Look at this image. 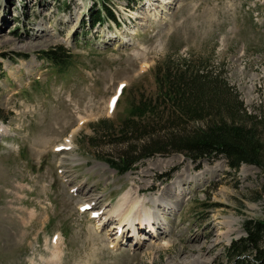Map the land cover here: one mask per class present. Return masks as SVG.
<instances>
[{
    "label": "rangeland",
    "instance_id": "obj_1",
    "mask_svg": "<svg viewBox=\"0 0 264 264\" xmlns=\"http://www.w3.org/2000/svg\"><path fill=\"white\" fill-rule=\"evenodd\" d=\"M133 1L0 0V264H227L243 223L264 220L259 167L170 153L120 175L107 161L139 144L112 125L107 136L90 126H118L133 104L155 100L156 67L166 63L260 120L264 0ZM104 3L118 23L90 27ZM56 46L71 50L63 74L43 59ZM260 131L264 139V123ZM60 145L70 150L57 153ZM129 192L165 230L144 225L139 243L129 233L111 248L116 221L97 231L99 218L79 206L93 201L106 216ZM155 198L164 205L154 208Z\"/></svg>",
    "mask_w": 264,
    "mask_h": 264
},
{
    "label": "trees",
    "instance_id": "obj_2",
    "mask_svg": "<svg viewBox=\"0 0 264 264\" xmlns=\"http://www.w3.org/2000/svg\"><path fill=\"white\" fill-rule=\"evenodd\" d=\"M101 10L92 17L90 27L102 25L106 20L118 23L115 12L105 3ZM42 55L59 74L71 68V50L64 46L53 47ZM156 68L155 100L133 104L118 126L110 120L90 125L95 132L102 130L104 136L111 132L109 125H112L114 133H119L118 138L133 137L135 144H139L118 159L108 160L109 167L125 175L149 158L178 153L199 164L222 158L235 171L245 164L255 165L261 169L264 180V139L260 131L264 117L258 120V116L249 114L243 101H222L220 88L207 84L197 73L193 77H173L168 63ZM160 133L164 135L161 137ZM243 229L246 236L232 241L227 264H264V220H247Z\"/></svg>",
    "mask_w": 264,
    "mask_h": 264
},
{
    "label": "bare ground",
    "instance_id": "obj_3",
    "mask_svg": "<svg viewBox=\"0 0 264 264\" xmlns=\"http://www.w3.org/2000/svg\"><path fill=\"white\" fill-rule=\"evenodd\" d=\"M100 202L98 201V203ZM153 203H154V208L156 209H158L159 206L164 205L163 201L159 199L157 200L156 198L153 200ZM85 204H89V203H85ZM155 213L157 212H154L153 210L144 209V206L142 205L141 200L135 199L134 197L130 195V192H129L122 197L121 202L116 206V208L112 212L108 213L103 218L101 217L97 220L99 222L97 225L98 226L97 231L102 225L109 222L108 221L109 219L110 220L114 219V221L116 222L115 224H113L110 230L113 232L110 235L113 236L114 242L112 243L114 245L117 244V242L121 238L127 237L129 233L131 234L130 237H133L134 239H136L137 243H139V239L141 240V237L139 236L140 229L143 228L144 225H146V223H149L146 229L147 228L149 229L148 232H151V235H158L161 229L165 230V228H163V224L159 222V220H157L156 217L154 216ZM122 219H125V221H121ZM120 230L123 233L122 237H118V233ZM61 243H62V237H59L58 247H56L57 249L55 253L57 252L58 248L60 249V245H62ZM116 246L117 245H115V247ZM56 255L57 254H55L53 258L51 259L52 262H54L55 259H57Z\"/></svg>",
    "mask_w": 264,
    "mask_h": 264
}]
</instances>
